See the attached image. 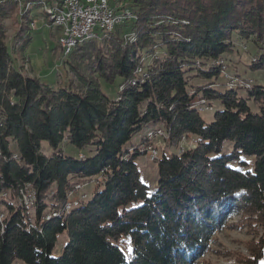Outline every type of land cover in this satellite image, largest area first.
Segmentation results:
<instances>
[{
  "label": "trees",
  "instance_id": "obj_1",
  "mask_svg": "<svg viewBox=\"0 0 264 264\" xmlns=\"http://www.w3.org/2000/svg\"><path fill=\"white\" fill-rule=\"evenodd\" d=\"M110 4L132 18L78 44L65 60L66 85L53 87L11 66L4 22L18 23L15 5H0V264H196L232 214L264 228V84L226 87L221 77L225 57L242 47L264 81V0ZM26 31L22 25L15 43H26ZM122 33L135 41L125 44ZM117 81L110 100L101 84ZM200 101L221 109L209 124ZM156 129L167 138L153 140L150 160L145 133ZM183 137L195 145L178 153ZM225 142L232 154H222ZM65 145L85 158L67 156ZM143 155L157 166L156 187L141 180L135 159ZM239 155L255 158L252 170L235 164ZM27 185L36 194L28 208L18 201ZM77 185L86 197L65 211ZM51 211L58 217L44 220ZM60 235L68 241L53 256ZM123 237L129 254L119 247ZM248 251L245 264H264V239Z\"/></svg>",
  "mask_w": 264,
  "mask_h": 264
},
{
  "label": "rangeland",
  "instance_id": "obj_2",
  "mask_svg": "<svg viewBox=\"0 0 264 264\" xmlns=\"http://www.w3.org/2000/svg\"><path fill=\"white\" fill-rule=\"evenodd\" d=\"M80 1L83 2V0ZM123 7L125 8V6ZM32 10L33 13L35 14L37 13V9L35 6L33 7ZM113 12L114 14H121V13H127L128 11L126 12L116 11V13L115 11ZM24 15L22 17L19 16L18 11L15 7V12L13 17L14 19L17 20L18 23H14L13 20L10 19L4 22V27L6 29L4 42L7 47V53L9 56L11 66L16 70H20L24 75L39 79L43 84L47 86L53 87L55 85L56 86L66 85L69 79V74L67 72L68 68L65 65V60L68 59V55L71 54V51H73V49L67 54H65V51H62L63 49L58 45V39L61 35L60 29L58 28L56 29L55 27H53V25L49 23L47 19H44V21L42 20L36 21L34 26L35 29H32L29 27V24H31L33 20L29 16L26 17L27 14L25 16ZM122 22L120 25L124 23ZM22 25L25 26L27 29L26 35L28 36L27 38L28 40L26 41L25 44L24 43L21 44L22 42L15 43L14 37L17 34V32L20 30V27ZM119 26L117 25V27ZM115 27L116 26H114V28ZM122 35H124V33H122ZM125 37L122 36L121 39L123 40V38ZM89 40H93V39H89ZM96 41L98 40L96 39ZM249 49L250 51H252L251 47H249ZM254 50L255 49H253V51ZM146 57L147 56H143L142 62L145 63V61H147L148 58L146 59ZM225 58L227 60V67L225 69L223 67L221 71V77L224 79L226 87L230 86L231 81L235 82L234 85H236V83H240V85H243L244 87L247 84L250 87L253 84H259V83H261V85L264 84L262 72L250 71L248 69V66L250 64V56L243 51L242 47H238L233 55H227ZM138 71H140L139 74L142 73L141 70ZM235 75L241 76L242 78L237 81L233 79ZM225 79L228 81H226ZM191 82L194 85H201L200 83L201 81L198 80H193ZM132 84H134V82ZM117 85H118V81L115 82L113 85H107L102 83L100 89L110 100H114L117 96V91L118 90L120 91L121 88L120 87L118 89ZM123 89L124 87H122V90ZM221 90H223V88H221ZM199 103L197 105H199ZM219 110L221 109L218 105H213V109L209 108L205 112H200V116L206 124H209L213 121V116L215 112ZM143 134H144V130H142L127 144V148L130 149L132 146H138L139 141L143 137ZM166 138L167 135L163 137V139ZM195 141H196L195 137L189 139L183 137L181 139L177 152L181 153L182 151H185L188 147L195 145ZM156 144L158 145V142L155 144L153 142L152 144H150L152 146H148L147 148V153L150 156V160H153L151 159L153 150L157 154V150L154 148ZM150 147H152L153 150L150 149ZM63 149L67 156L70 157L76 156L80 160L85 158L84 153L82 152L77 153V151L74 148L70 147L69 145H65ZM179 149H181V152ZM233 152H234L233 143L225 142L222 146V154L228 155V154H232ZM41 153L45 156L51 153L47 143L44 142L41 143ZM238 158L239 161H235L236 165H238V162H243L244 168L246 170H252L255 160L253 156L239 155ZM135 164L138 166V170L142 182L146 184L148 188L156 187L157 185L156 164L150 162L147 155L137 157L135 159ZM90 187L91 186L87 188V191L91 190L89 189ZM31 188L32 190H34L32 186ZM81 190L82 189L73 190V192L71 191L67 195L69 201H71V199L79 197L80 194L84 192ZM91 193L90 195H92ZM27 196L28 193L24 198H27ZM31 200L32 198L22 199V201L19 200L20 203L19 205L26 207L25 203L29 204ZM68 202L65 205L66 208H69ZM0 210H1L0 223H2L4 227L6 212L2 209V206H0ZM49 213L51 212L44 213V216H47ZM55 213L58 214L57 212ZM48 217H52V214L49 215ZM43 219L47 221V218L44 217ZM259 239H264L263 227L255 223L252 219L251 220L247 219V217L240 212L232 214L226 225L223 226V228H221L218 232H216L212 236L211 242L208 245L207 254L203 258H201L198 262H196V264H245L244 261L248 259L250 256L248 251L249 245H251V243L258 242ZM67 241L68 240L65 235H60L58 237L57 245L55 247L53 256H58L60 254L62 247L67 243ZM119 247L125 253L129 254L131 252V243L129 238L123 237L119 242ZM14 264H24V263L17 262Z\"/></svg>",
  "mask_w": 264,
  "mask_h": 264
},
{
  "label": "bare ground",
  "instance_id": "obj_3",
  "mask_svg": "<svg viewBox=\"0 0 264 264\" xmlns=\"http://www.w3.org/2000/svg\"><path fill=\"white\" fill-rule=\"evenodd\" d=\"M5 1L14 4L16 9H19L17 10L19 16L22 17L24 14L25 15L27 14L26 17L29 16L33 20L32 23L29 24L30 28L35 29V27H33V24L36 23V21H39V20L44 21V19H47L49 23L53 25V27H55L56 29L57 28L60 29L61 35L58 39V45L64 50L63 39H65V30H62L61 27H67V20H64L63 18H59V16H57V11L60 10V7L68 6L72 2V0H46V1L45 0H0V5L4 3ZM22 3H23V6H22ZM73 3H81V1L73 0ZM34 6L37 9L36 14L32 12L33 11L32 9ZM131 17H132V14L128 12L124 14H114L113 11L107 13L108 26H102V32H100L99 34H96V28H84V33L80 34V37H78L77 39L68 40V47L65 50V54H67L72 49H74L78 44H81L89 39H93V40L99 39L101 33L103 34L110 33L112 29L114 28V26H117V25L119 26L122 21H124L127 18H131ZM123 40L125 44H132L135 41V36L130 34L127 37L123 38ZM137 72L140 73V71H137ZM234 84L235 82L231 81L230 86H233ZM245 87H247V85ZM197 106H198L197 108L199 111H204V110L209 109L206 107L203 101H201L199 105ZM161 134H162V137L166 135L165 132H163L161 129L149 130L145 133V136H146L145 138H147V141L148 140L153 141V140H156V138H160ZM150 149H152V147H150ZM146 152H147V149H146ZM151 159H154V158H151ZM81 186L82 185H77L76 188H79ZM27 193H28V189L27 187H25L21 198H24L27 195ZM3 197H6V196L4 195ZM85 197H86L85 195H82L77 200L73 201V199H71V201L68 202L69 208H66L65 206L64 210L69 211L70 209L78 206ZM34 199H35V196L32 197V200L30 201L29 204L25 203V206L26 207L31 206ZM51 212H54V211H51ZM58 215L59 214L52 213V217H47V221L50 220V218L58 217ZM0 227H1L0 231L2 233L4 229L2 223H0Z\"/></svg>",
  "mask_w": 264,
  "mask_h": 264
},
{
  "label": "built area",
  "instance_id": "obj_4",
  "mask_svg": "<svg viewBox=\"0 0 264 264\" xmlns=\"http://www.w3.org/2000/svg\"><path fill=\"white\" fill-rule=\"evenodd\" d=\"M110 2L111 0H83L81 3H73L72 0L68 6L60 7V10L57 11V16L67 20V27H61L62 30H65V39H63L64 50L62 51L67 49L68 40L77 39L80 37V34L84 33V28H96V34H99L102 32V26H108L107 13L116 11L115 8L111 6ZM34 26L35 23L33 24V27ZM127 35L128 34H124L123 37ZM157 140H163L162 134L160 138H156V141ZM156 155L155 151H152V158H155ZM83 187L84 185L74 190L83 189ZM27 188V198H19L18 196V201L21 199H30L36 195L30 185H27ZM78 198H74L73 201ZM52 213L55 212H51L44 217L47 218Z\"/></svg>",
  "mask_w": 264,
  "mask_h": 264
},
{
  "label": "crops",
  "instance_id": "obj_5",
  "mask_svg": "<svg viewBox=\"0 0 264 264\" xmlns=\"http://www.w3.org/2000/svg\"><path fill=\"white\" fill-rule=\"evenodd\" d=\"M87 189V188H86Z\"/></svg>",
  "mask_w": 264,
  "mask_h": 264
}]
</instances>
